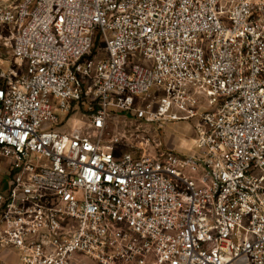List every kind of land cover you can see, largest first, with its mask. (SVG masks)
<instances>
[{"label":"built area","instance_id":"built-area-1","mask_svg":"<svg viewBox=\"0 0 264 264\" xmlns=\"http://www.w3.org/2000/svg\"><path fill=\"white\" fill-rule=\"evenodd\" d=\"M2 26L0 264H264V0H0ZM194 118L196 155L153 137Z\"/></svg>","mask_w":264,"mask_h":264},{"label":"rangeland","instance_id":"rangeland-1","mask_svg":"<svg viewBox=\"0 0 264 264\" xmlns=\"http://www.w3.org/2000/svg\"><path fill=\"white\" fill-rule=\"evenodd\" d=\"M0 32L7 35L8 28L6 26L0 27ZM9 49H3L2 53L6 54ZM7 59L10 62H7L4 67H9L11 63L14 65V59L12 55H7ZM142 65L147 66L146 63H142ZM157 93L155 90L150 92V96H146L145 100H151L153 94ZM162 95V94H161ZM202 105L206 106V100H202ZM86 106L80 107L77 105L73 112L68 115V118L65 120L64 125L55 127L54 129L58 132H66L68 130H72L77 126H86L88 124V117L86 112ZM199 120L197 118L190 120H181V121H172L168 123H164L160 130H156V128H151L153 132V137L158 138L164 148H171L173 151L182 156H191L198 154V149L196 147L197 141V133L196 126L198 125ZM108 124V133L110 136L115 134H127L128 138L129 133L131 131L130 121H125L122 115L113 114L111 119L107 122ZM130 131L128 132V130ZM109 136V137H110ZM107 137V138H109ZM118 151L127 150L125 146H118ZM85 264H95L85 257L82 258Z\"/></svg>","mask_w":264,"mask_h":264},{"label":"crops","instance_id":"crops-1","mask_svg":"<svg viewBox=\"0 0 264 264\" xmlns=\"http://www.w3.org/2000/svg\"><path fill=\"white\" fill-rule=\"evenodd\" d=\"M13 259H14V256H13Z\"/></svg>","mask_w":264,"mask_h":264}]
</instances>
